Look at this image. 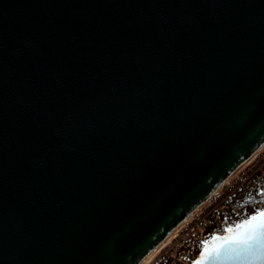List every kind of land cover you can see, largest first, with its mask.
Here are the masks:
<instances>
[{"label": "water", "instance_id": "1", "mask_svg": "<svg viewBox=\"0 0 264 264\" xmlns=\"http://www.w3.org/2000/svg\"><path fill=\"white\" fill-rule=\"evenodd\" d=\"M263 144L264 0H0V264H143Z\"/></svg>", "mask_w": 264, "mask_h": 264}, {"label": "rangeland", "instance_id": "2", "mask_svg": "<svg viewBox=\"0 0 264 264\" xmlns=\"http://www.w3.org/2000/svg\"><path fill=\"white\" fill-rule=\"evenodd\" d=\"M257 171L256 175L253 177L247 178L248 175L246 174H251L253 172ZM248 179V180H247ZM264 180V148L258 152V155L252 160V162L243 168H240L228 181L220 188L218 189L217 192L212 194L206 201V204L202 206V211L204 213L202 215H199V213L196 215V218L199 219L200 217H204L205 214L211 213L212 211L215 212H223V210H226V207H223L224 205L227 204L228 201L232 202L235 204L237 207L234 208L233 213L234 216L237 215H243L240 212L239 204H241L243 201L246 200L247 193L251 192L252 189L254 188L253 185L256 183L258 185L256 191H259V181ZM240 185H242L240 187ZM250 185L249 188L246 189V186ZM256 207L245 209L247 210L248 216L251 215L253 212L250 210H255ZM259 209H264V203L259 205L257 207ZM256 208V209H257ZM213 213V212H212ZM208 216V215H207ZM205 216V217H207ZM211 218V216H210ZM209 216L205 218L207 224H208V230H210L209 233L215 232L209 237L204 234V236L200 239L199 241V246H197L198 250V256L200 255L202 248L204 247V244L208 243L214 236H222L226 232L224 231L226 228L222 226V220L219 216V218H214L210 220ZM189 225V223L186 224V226ZM216 225V229H215ZM220 226V228H218ZM234 227V226H233ZM232 227V228H233ZM207 230V231H208ZM186 232V227L182 228L178 234L181 235L182 233ZM182 236V235H181ZM211 237V238H210ZM173 238V236H172ZM170 238L163 247L161 248L160 251H158L156 254H154L146 264H172V262L176 261L179 259V256L182 255L183 249L186 251H190L193 249V245L189 244L191 242V239L189 237L182 239L181 241H174L172 243H175L173 246V249H171L166 256L165 251L168 247H165L168 242L172 239ZM203 242V243H202ZM197 258H195L196 260ZM194 260V261H195Z\"/></svg>", "mask_w": 264, "mask_h": 264}, {"label": "snow or ice", "instance_id": "3", "mask_svg": "<svg viewBox=\"0 0 264 264\" xmlns=\"http://www.w3.org/2000/svg\"><path fill=\"white\" fill-rule=\"evenodd\" d=\"M257 196H264V191L258 192ZM224 231L228 235L214 236L216 243L211 247L205 243L199 258L192 264H205V261L221 258L264 260V209H256L235 228L228 227Z\"/></svg>", "mask_w": 264, "mask_h": 264}, {"label": "built area", "instance_id": "4", "mask_svg": "<svg viewBox=\"0 0 264 264\" xmlns=\"http://www.w3.org/2000/svg\"><path fill=\"white\" fill-rule=\"evenodd\" d=\"M257 171L253 172V173H249L246 174L248 175L247 178L253 177L254 175H256ZM248 180V179H247ZM242 185H240L241 187ZM250 185L246 186V189L249 188ZM254 188H257L258 185L255 183L253 185ZM253 188V189H254ZM252 189V190H253ZM210 199V198H209ZM208 201V200H207ZM206 201V202H207ZM205 203H203L189 218L188 220L179 228V230L174 234L173 238L170 240V242L165 246L168 247L165 251L166 256L168 255L169 251L171 249H173V246L175 245V243H172L173 240L178 242L181 241L182 239H185L187 237H189L191 239V242L189 244L193 245V249L192 250H184L182 252V255L179 256V259L172 262V264H192V262L195 260V258L198 257V253H197V246H199V241L200 239L204 236V234L206 233V231L208 230V224L205 220V218H207L209 216H212V214L215 211H212L210 214L207 213L205 214V216L207 217H200L199 219L196 218V215L199 213V215H202L204 213V211H202V206H204ZM223 207H226L225 205ZM215 218H219V215H216ZM211 220V218H210ZM189 223V225L186 226V224ZM186 227V232L182 233L181 235L178 234V232L182 229ZM218 228H220V226H218ZM164 249V248H163Z\"/></svg>", "mask_w": 264, "mask_h": 264}, {"label": "trees", "instance_id": "5", "mask_svg": "<svg viewBox=\"0 0 264 264\" xmlns=\"http://www.w3.org/2000/svg\"><path fill=\"white\" fill-rule=\"evenodd\" d=\"M261 185L264 186V180H260L259 181V189H260ZM239 205H241V204H239ZM225 206L227 208L226 210H223V212H214L212 214V216H211V219H214L216 215H219L221 220H222V226L225 227V228L235 226L236 224L240 223L244 218H246L248 216L249 212L247 210H245V209H249V208H243L242 206H239L240 212L243 215H237L236 214V216H234L233 213H237V212H234L233 209L236 208L237 206L235 204H233L232 202H230V201H228ZM256 208H255V210H256ZM257 209H259V208H257ZM255 210H250V211L254 213ZM216 228L217 227L215 225V229ZM209 232H210V230L206 231V233H205L206 236H208V237L210 235H212L213 233H215V232H212V233H209Z\"/></svg>", "mask_w": 264, "mask_h": 264}, {"label": "flooded vegetation", "instance_id": "6", "mask_svg": "<svg viewBox=\"0 0 264 264\" xmlns=\"http://www.w3.org/2000/svg\"><path fill=\"white\" fill-rule=\"evenodd\" d=\"M261 191H264V186H263V185L260 186L259 191H256V189H253L251 192H248V193H247L246 200L243 201V202L241 203V206H242V204H243L244 202H246L247 200H249L250 197H255V198L264 197V196H257V193H258V192H261ZM263 203H264V200H263L262 202H260V203L251 202L250 204L244 205V206H242V207H243V208L259 207V205H261V204H263Z\"/></svg>", "mask_w": 264, "mask_h": 264}, {"label": "bare ground", "instance_id": "7", "mask_svg": "<svg viewBox=\"0 0 264 264\" xmlns=\"http://www.w3.org/2000/svg\"><path fill=\"white\" fill-rule=\"evenodd\" d=\"M263 148H264V144H263V146L259 149V151H261ZM259 151H258V152H259ZM238 170H239V169H238ZM238 170H237V171H238ZM237 171H236V172H237ZM236 172H235V173H236ZM235 173H234V174H235ZM234 174H233V175H234ZM233 175H232V176H233ZM232 176H231V177H232ZM231 177H230V178H231ZM230 178H229V179H230ZM227 181H228V180H227ZM227 181H226V182H227ZM211 195H212V194H211ZM211 195H210V196H211ZM210 196H209V197H210ZM209 197H208V198H209ZM208 198H207V199H208ZM178 230H179V229H178ZM173 236H174V235H173ZM171 238H172V237H171ZM168 243H169V242H168ZM163 248H164V247H163ZM160 250H161V249H159V250L155 251L154 253H152V254H151V255H150V256H149V257L143 262V264H146L147 261H148V260H149L154 254H156V253H157L158 251H160Z\"/></svg>", "mask_w": 264, "mask_h": 264}]
</instances>
